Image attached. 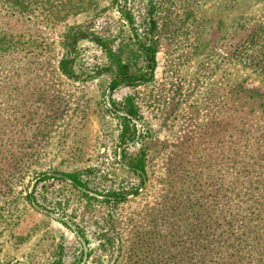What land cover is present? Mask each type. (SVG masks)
Returning a JSON list of instances; mask_svg holds the SVG:
<instances>
[{"label": "rangeland", "instance_id": "1", "mask_svg": "<svg viewBox=\"0 0 264 264\" xmlns=\"http://www.w3.org/2000/svg\"><path fill=\"white\" fill-rule=\"evenodd\" d=\"M147 2L0 0L11 40L0 50V264H132L168 249L178 261L195 219L207 226L227 198L237 206L263 190L264 0H155L156 64L140 81L146 57L121 10L142 39ZM91 37L128 62L135 84L110 90L116 65ZM140 152L143 178L122 156ZM69 171L82 190L57 179ZM137 239L144 254L132 253Z\"/></svg>", "mask_w": 264, "mask_h": 264}, {"label": "trees", "instance_id": "2", "mask_svg": "<svg viewBox=\"0 0 264 264\" xmlns=\"http://www.w3.org/2000/svg\"><path fill=\"white\" fill-rule=\"evenodd\" d=\"M147 5L148 9L145 18V31L143 32L142 39L138 38L139 35L136 32L137 29L135 27V21L130 11L127 8L121 10V14L127 20V23L133 35H136L137 37L136 44L139 50H141L142 55L146 57L148 72L146 75L141 76L143 78L140 79V81H149L153 78V72L156 64L155 44L153 40V32L156 28V20L154 18L155 0H148ZM85 35L86 34H84L82 37H87ZM5 37L6 36H0V50L3 49V54L4 48L7 49L8 47L6 46L10 45L11 41L7 40ZM91 39L104 49L106 55L109 57L112 63L116 65L117 75L110 83V90L112 91L121 83H127L128 85L135 84L138 79V75H133L132 73H130L128 62H125L119 54L115 53L107 45V43L103 41V39L97 37H91ZM76 42L77 40L69 44V47L72 51L75 49ZM70 62V58H67L65 56L62 57L59 61L60 70L68 75H71L72 73ZM239 91L241 94L245 95L248 90L242 91L241 88H239ZM255 91L256 90H253V93L247 94V97H249V99L254 98L256 100H252L259 102L260 97L258 93L255 94ZM260 103L262 112H264V102ZM127 105L128 108H126V115H124L125 120L129 119L128 114H135L133 102L128 99ZM124 123L125 127L122 129L119 138L122 145H125L128 141H131V137L127 134V132L129 131L128 121H125ZM134 134L135 133H133L132 137H134ZM122 156L125 162L124 166L127 169H129L131 172H133V174L137 175L140 178H143L145 176L146 163L145 155L143 152H140L135 156L128 158H126V155ZM232 168L234 167L232 166ZM41 175V179H46L45 172H43ZM57 179L68 181L79 190H82V188L86 186L85 181L81 179V174L78 171L61 172L60 176H57ZM260 180L263 182L262 191H260L256 195H252L250 193V195L244 198L245 201L241 200L242 198H238L239 204L237 206L234 205L235 203H233L230 198H227L225 203V205L227 206H224V208L216 212V216H213L212 218L210 217V220L212 221L211 224H207V226L204 224L206 218L195 219L194 223L191 226L192 233L194 234V237H192L190 241L192 247H188L187 251L183 252L180 255L178 261V254L171 253L170 251L172 249L166 250V252H164L166 253V255L161 256L162 258L151 257V259H153L152 261L150 259H146V256L142 257L141 255H139V253L144 254V251L141 248V246L143 245L141 244L142 242L137 239V243L132 245L131 249L133 248L132 253H134L135 255H139L140 259L132 260L130 263L264 264V175L260 177ZM222 191L224 193V188ZM219 193H221V191H219ZM86 195L88 196L89 194ZM226 195L229 194H227L226 192ZM91 196L96 197V194H92ZM103 196L110 199L111 201L116 202L126 198V196L122 193L115 191L107 192L106 194H103ZM230 196L232 197L233 195L230 194ZM175 229L176 228L172 226L171 228H168V231H165V233L163 234V237L166 238L167 242L172 241V238L175 237ZM141 235H143V233H141ZM178 236L180 237V234H178ZM139 238L141 239L143 237L140 236ZM188 250H191L192 253L187 254ZM160 254L161 251L159 252V255ZM130 258L132 257L130 256ZM47 264H61V259L60 257L55 258L53 261Z\"/></svg>", "mask_w": 264, "mask_h": 264}]
</instances>
